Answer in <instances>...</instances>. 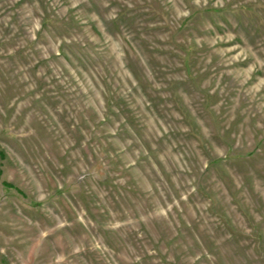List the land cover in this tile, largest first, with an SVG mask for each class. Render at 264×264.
I'll use <instances>...</instances> for the list:
<instances>
[{
    "label": "rangeland",
    "instance_id": "obj_1",
    "mask_svg": "<svg viewBox=\"0 0 264 264\" xmlns=\"http://www.w3.org/2000/svg\"><path fill=\"white\" fill-rule=\"evenodd\" d=\"M0 264H264V0H0Z\"/></svg>",
    "mask_w": 264,
    "mask_h": 264
}]
</instances>
